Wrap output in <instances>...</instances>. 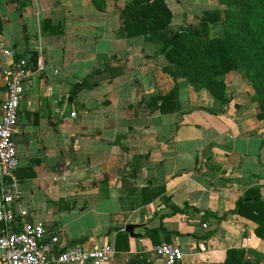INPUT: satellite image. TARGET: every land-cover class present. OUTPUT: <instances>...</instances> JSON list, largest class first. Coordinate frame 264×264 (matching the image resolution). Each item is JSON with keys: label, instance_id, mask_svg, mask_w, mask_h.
<instances>
[{"label": "crops", "instance_id": "0c3cea01", "mask_svg": "<svg viewBox=\"0 0 264 264\" xmlns=\"http://www.w3.org/2000/svg\"><path fill=\"white\" fill-rule=\"evenodd\" d=\"M128 1L30 0L20 13L18 1L0 0V112L5 70L21 56L35 63L16 133L19 224L44 223L53 257L74 242L111 243L116 252L103 264H135L141 251L165 264L154 249L166 242L182 247L178 264H224L230 248H246L264 264L256 222L235 214L217 219L250 188L264 199L258 104L245 97V83L242 97L229 86L232 100L222 104L164 71L158 46L143 35H121ZM166 1L174 26L185 23L180 13H191L195 2L205 4L195 15L221 7L218 0ZM3 47L16 57H5ZM106 62L113 72L83 87ZM233 74L239 72L226 75L229 84ZM175 85L177 100L156 99ZM147 229H158V245Z\"/></svg>", "mask_w": 264, "mask_h": 264}, {"label": "trees", "instance_id": "16d2710c", "mask_svg": "<svg viewBox=\"0 0 264 264\" xmlns=\"http://www.w3.org/2000/svg\"><path fill=\"white\" fill-rule=\"evenodd\" d=\"M16 1L20 13L30 2ZM221 3V7L206 9L193 16L191 22L176 27L166 0H130L121 12V35L126 38L143 35L146 41L158 46V56L164 55L159 62L164 71L175 79L186 78L197 90H208L222 104L232 100L226 75L242 70L254 89L251 100L260 108L257 117L264 120V0H221ZM211 25L220 26L222 34L212 36ZM109 65L106 62V67ZM113 70L109 66L89 75L83 87L92 88L101 79L99 75L108 76ZM173 98L178 99V85L168 94L156 97L163 102ZM259 192V188L248 189L235 208L218 216V221L234 214L249 218L257 223L255 232L264 241V199ZM157 233L158 229L146 231L155 245L160 242ZM133 262L153 264L151 254L145 251L135 255ZM224 264L262 263L246 248H230Z\"/></svg>", "mask_w": 264, "mask_h": 264}, {"label": "built area", "instance_id": "2783aa9c", "mask_svg": "<svg viewBox=\"0 0 264 264\" xmlns=\"http://www.w3.org/2000/svg\"><path fill=\"white\" fill-rule=\"evenodd\" d=\"M7 58H14L16 50L1 48ZM34 68L26 56L12 61L5 70L6 98L0 112V264H103L109 262L116 252L114 244L104 243L87 247L74 242L64 247L56 257L48 259L44 246L47 226L41 222L23 221L19 224L14 204L20 196V179L16 175L19 166L16 133L21 101L27 85L32 82ZM76 116V112H72ZM60 241L59 236L52 242ZM205 250V247H202ZM154 255L165 264H178L184 259L180 245L162 243L155 247Z\"/></svg>", "mask_w": 264, "mask_h": 264}, {"label": "rangeland", "instance_id": "374dc122", "mask_svg": "<svg viewBox=\"0 0 264 264\" xmlns=\"http://www.w3.org/2000/svg\"><path fill=\"white\" fill-rule=\"evenodd\" d=\"M125 1L126 0H120L121 3H124ZM217 2H218L216 4L217 6H222L221 0H218ZM204 6H205V4H204L203 1L195 2V7L193 5L188 6V9H189L188 12H191L192 14L191 13H187V14L183 15V13H180V15L184 16L183 20L186 23V22L192 20L193 16H195V14H196V13L195 14H193V13L196 10L202 9V7H204ZM194 8H196V9H194ZM207 8H212V6H209ZM192 9H194V10H192ZM176 11L178 12V10H176ZM176 26H179V25H176ZM211 34H212V36H217V35L222 34V28L220 26L212 25ZM235 71L239 72V74H233V75L230 76V78L228 77L230 79V81H231L230 82L231 85L228 83L229 86L232 87L235 91L237 90L239 96L242 97L243 96L242 91L244 92V90H246V89L243 88V83H245L246 86L248 87L247 90H250L245 95V97H247L250 100L252 98V95L254 94L253 87L247 83V80H246L245 75H244L242 70H235ZM232 72H234V71H232Z\"/></svg>", "mask_w": 264, "mask_h": 264}, {"label": "water", "instance_id": "95a60500", "mask_svg": "<svg viewBox=\"0 0 264 264\" xmlns=\"http://www.w3.org/2000/svg\"><path fill=\"white\" fill-rule=\"evenodd\" d=\"M27 58H28V57H27ZM28 59H29V58H28ZM31 65H32L33 67H35V63H34V62H32ZM70 100H72V98H70ZM134 229H135V226L132 225V224H128V225L126 226V230H127L132 236L135 235V234H134ZM53 249H54V247H53ZM57 255H58V254H57ZM57 255H56V256H57ZM48 259L51 260V259H52V256L49 255V256H48Z\"/></svg>", "mask_w": 264, "mask_h": 264}]
</instances>
